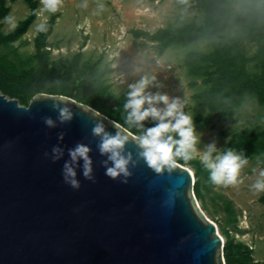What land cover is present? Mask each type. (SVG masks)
<instances>
[{"label":"water","instance_id":"95a60500","mask_svg":"<svg viewBox=\"0 0 264 264\" xmlns=\"http://www.w3.org/2000/svg\"><path fill=\"white\" fill-rule=\"evenodd\" d=\"M65 104L73 115L60 120L54 105ZM93 110L45 92L23 105L0 91V264H226L224 237L196 197L194 171L180 162L154 170L129 132L122 152L132 154L130 174L108 175L113 161L92 129L103 121L115 134L116 121ZM78 143L90 148L92 172L83 174V158L73 162L80 182L73 187L64 162Z\"/></svg>","mask_w":264,"mask_h":264},{"label":"trees","instance_id":"16d2710c","mask_svg":"<svg viewBox=\"0 0 264 264\" xmlns=\"http://www.w3.org/2000/svg\"><path fill=\"white\" fill-rule=\"evenodd\" d=\"M25 2L28 15L5 31L4 19L10 16L11 7L6 0H0V49H8L0 53V91L23 105H28L40 92L65 95L99 110L134 134L142 132L143 129L125 119L127 110L123 105L128 90L121 93L113 90L110 75L115 68L102 54L96 59L85 57L87 35L72 56H52L57 44L53 46L49 38L61 15L59 7L45 21L46 30H38L35 35L33 53L23 57L15 42L23 39L40 13V0ZM194 7L203 12L200 22L166 25L155 31L134 28L131 33L152 41L159 56L172 46L188 48L183 64L192 77L189 86L194 89L192 100L198 110L193 121L198 126H211L217 119L234 118L249 95H255L264 104V0H195ZM246 42L257 44L254 53H248ZM201 43L206 44V49L200 47ZM250 64L259 71H250ZM142 123L147 127L155 120L149 117ZM223 135L229 138L224 148L243 151L248 159L264 154V128L245 126L225 130ZM177 160L196 166L194 191L205 211L203 190L210 191L213 185L208 170L199 161H183L179 157ZM218 197L224 201L222 208L226 210L227 223L237 227L234 201L225 194ZM259 200L264 203V194ZM222 228L229 235L228 229ZM223 250L226 264H262L255 261L253 248L232 237L225 240Z\"/></svg>","mask_w":264,"mask_h":264},{"label":"rangeland","instance_id":"374dc122","mask_svg":"<svg viewBox=\"0 0 264 264\" xmlns=\"http://www.w3.org/2000/svg\"><path fill=\"white\" fill-rule=\"evenodd\" d=\"M6 1L11 7L10 16L4 19V30L8 31L28 15L29 7L25 0ZM194 3L195 0H61V15L49 38L53 46L57 44L53 47L52 56H72L80 49L84 36L87 35L88 39L83 47L84 55L96 59L102 54L104 60L115 68L110 75L115 92L129 90V83L139 80L145 74L155 75L157 79L149 85V90L163 91L170 97H180L186 101L184 111L191 112L194 117L198 110L192 100L194 89L189 86L192 77L187 74L183 64L188 48L172 46L159 56L152 41L143 37L136 38L131 33L134 28L155 31L166 25H179L192 20L200 22L203 12L194 7ZM41 7L42 0L40 9ZM50 13L44 10L39 14L23 39L15 42L24 58L33 53V40L39 30L37 25L44 17L48 19ZM200 47L206 49V44L201 43ZM246 47L251 54L256 50L257 44L246 42ZM7 50L1 48L0 53ZM249 69L253 73L259 71L253 64L249 65ZM195 126L200 135L197 145L200 150L212 140L222 150L229 139L223 135V131L237 130L245 126H252L257 130L264 128V104L252 94L247 97L234 118L217 119L211 126ZM192 160L199 161L198 157ZM186 166L193 171L196 169L193 163ZM262 169L264 154L248 159L240 171L243 177L240 183L226 186L213 183L210 191L203 190V198L205 212L210 219L216 221L224 240L232 237L235 241L245 243L253 248L255 261L264 264V203L259 200L264 191L257 192L252 187ZM218 194H225L234 201L237 227L227 223V213L222 208L224 201ZM199 202L201 205L202 200ZM222 226L228 229L229 235L223 231Z\"/></svg>","mask_w":264,"mask_h":264},{"label":"clouds","instance_id":"9594fccd","mask_svg":"<svg viewBox=\"0 0 264 264\" xmlns=\"http://www.w3.org/2000/svg\"><path fill=\"white\" fill-rule=\"evenodd\" d=\"M61 0H42L40 13L44 10L55 12ZM46 17L37 25L39 30H46ZM155 75L145 74L139 80L129 83L126 93L127 99L123 107L127 110L125 119L129 123L143 129L142 132L135 134L133 139L142 149L139 153L147 164L156 171L167 169L171 171L178 163L177 158L189 161L198 157L201 165L208 170L211 182L219 185H234L243 179L240 171L248 162V156L243 151L227 147L221 150L217 147L215 140L204 145L200 150L197 145L200 135L196 129L191 112L184 111L185 100L180 97H170L163 91H151L149 85L156 81ZM55 99L63 101L65 97L56 96ZM59 108V119H71L73 113L70 107L65 104ZM93 115L99 116V110H93ZM151 117L155 120L150 126L145 127L142 123ZM45 123L53 126L55 121L51 117L45 118ZM117 128L115 134L104 130L103 121L97 122L92 131L95 134H103L99 144L102 153H108V159L113 163L106 168V173L113 177L120 173L125 176L130 174L128 164L132 160L131 152L124 154L122 149L129 139L128 128L114 122ZM62 137V133L60 134ZM90 148L88 145L78 143L74 148L69 149L71 160H65L64 173L65 179L73 187H79V180L76 179V170L73 162L83 158V174L90 178L92 172V158L88 155ZM53 159H58L62 155L59 145L52 148ZM107 163V161H105ZM252 187L257 191H264V169H262L254 180Z\"/></svg>","mask_w":264,"mask_h":264},{"label":"built area","instance_id":"2783aa9c","mask_svg":"<svg viewBox=\"0 0 264 264\" xmlns=\"http://www.w3.org/2000/svg\"><path fill=\"white\" fill-rule=\"evenodd\" d=\"M170 67V66H169ZM169 67H167V68H169Z\"/></svg>","mask_w":264,"mask_h":264}]
</instances>
